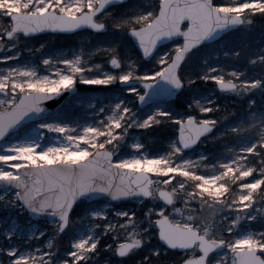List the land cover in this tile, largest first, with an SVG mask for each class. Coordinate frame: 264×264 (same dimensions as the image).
I'll return each instance as SVG.
<instances>
[{
  "label": "snow or ice",
  "instance_id": "snow-or-ice-1",
  "mask_svg": "<svg viewBox=\"0 0 264 264\" xmlns=\"http://www.w3.org/2000/svg\"><path fill=\"white\" fill-rule=\"evenodd\" d=\"M258 17L264 0H0V206L20 210L0 218V264H113L99 259L102 241L115 264L138 254L135 264H157L170 250L181 253L172 264H264V105L254 98H264V47L238 66L242 49L227 39ZM41 33L125 42L45 54L41 70L21 60ZM197 81L248 99L245 118L230 126L211 115L215 92L193 89L183 112L167 105ZM80 84L119 90L97 100ZM66 92L88 104L91 122L49 111L45 102ZM163 124L174 129L167 147L149 152L133 130ZM229 135L234 146L212 160L190 155ZM129 200L143 210L115 206Z\"/></svg>",
  "mask_w": 264,
  "mask_h": 264
},
{
  "label": "trees",
  "instance_id": "trees-1",
  "mask_svg": "<svg viewBox=\"0 0 264 264\" xmlns=\"http://www.w3.org/2000/svg\"><path fill=\"white\" fill-rule=\"evenodd\" d=\"M133 0L129 1L128 3L131 4ZM115 11L122 10L120 6H117ZM91 37L89 40L81 41L84 45L79 43L77 37L80 34H41L37 36L35 39L29 40L32 42L43 43L49 41L50 39H54V44H58L55 48H63V47H71L74 49H78L79 47L89 48L93 45H106L113 41H119L124 43V39L122 37H114L110 35H100V36H92L88 33H83ZM81 34V35H83ZM93 37V38H92ZM227 39L230 40L233 44L237 45L240 49H242V57L238 62V66L247 65V60L244 59V54H246L249 50H254L258 47H264V19L257 18L254 25L247 28H241L238 31L231 32L228 34ZM61 44V45H60ZM88 49V50H89ZM204 52H201L197 55L195 59L199 60ZM211 57L214 58L212 52H208ZM205 55V54H204ZM100 60L106 59V57H100ZM150 66V65H149ZM258 69H252V72H257ZM80 88L85 87L84 85L80 84ZM87 87V86H86ZM193 89L199 91L202 94H209L215 92L216 95L213 99H216V102L221 106L219 111L212 113L221 119L222 122H227L229 125H234L240 122V120L245 118V114L249 108V101L246 98H241L236 96L235 94L231 93H223L220 92L214 82H204V81H197L195 85L192 86L191 89L183 91L179 97L174 100L173 102L167 104L169 105L174 111L176 112H183L187 104L190 102L191 97L194 95ZM104 92V91H103ZM107 93V92H106ZM256 99V106L260 107L264 105V98H262L259 93H257L254 97ZM227 117V121H224V118ZM223 130V129H221ZM174 129L170 128L168 124H163L159 126H155L151 131L143 130V142L147 145V148L152 150L153 152H162L168 143V139L171 136V133ZM215 135L219 137V132H216ZM211 138V137H210ZM237 139L234 136L229 135L225 139H207L205 146L206 152L205 154L208 155L209 160H212L213 157L220 155L221 153H225V142H228V147L234 146L231 142ZM63 247V246H62ZM171 256L169 259L161 255L157 264H164L166 261H174L178 260L180 255L177 254L176 251L170 250L167 254ZM115 257V256H114ZM139 259V255L136 256ZM117 260V257H115ZM129 264V263H125ZM132 264V263H131Z\"/></svg>",
  "mask_w": 264,
  "mask_h": 264
},
{
  "label": "rangeland",
  "instance_id": "rangeland-1",
  "mask_svg": "<svg viewBox=\"0 0 264 264\" xmlns=\"http://www.w3.org/2000/svg\"><path fill=\"white\" fill-rule=\"evenodd\" d=\"M84 36H87V40L91 39V37H89L86 34H83V35L80 34L77 37V39H78L79 43H81L82 45H84L81 42V41L85 40V39H83ZM94 37H96V36H94ZM43 43L46 44L45 49H43L42 51L35 52L34 55H33V53H30L28 51V48L31 47V48H34V49H38L40 43H37L36 44L35 42L28 41L27 44L22 45L21 46V50H22L21 60L23 61V60H26V59H34L36 61V63L40 64L41 70H43L44 66L41 63V61H42V58H43V56L45 54L55 55L58 52L68 53L70 50H78L80 48L79 47L78 49H74V48H71V47H66V48L65 47H63V48L59 47V48H55L54 49V47L58 46V44H54V39H50L49 41H46V42H43ZM96 46H102V45H96ZM88 49L89 48H85V51H90L91 50V49H89V50ZM0 54H3V53L0 52ZM204 54H203V56H204ZM207 55L208 56H211L208 52H207ZM100 57L101 56L94 57V59L96 60V62L99 63V62L102 61V60H100L101 59ZM104 60H106V59H104ZM8 63H11V62L9 61ZM0 66H3V65H0ZM84 86L85 87L79 89V95L80 96H83V97L95 98L97 100H103V98L106 95L115 94L119 90V85H113V86L84 85ZM62 109L67 111L70 120H73V121H77V122H80V123H84V122H91L94 119L93 111H92V109H90L88 107V104L87 103L81 104L80 101H79V98L76 97V96H74V95L71 96V97H69L62 104V106H60L59 108H57L56 110H54L52 113L60 112ZM133 132L136 135H138V137L143 141V136H142V135H144L143 130H141V129H134ZM57 135H61L62 136L63 134H56V133H53V132H46V137H47L48 140H52V138L55 137V136H57ZM216 137H217V135H216ZM209 139H213V137H211ZM205 144H206V141H204L201 145H199L194 150L193 153H190V155H192V158L193 159H195L196 158V155H198V154H201V153L205 154V152H206V149H205V146H204ZM146 147H147V145H146ZM148 151L149 152H152V153H157V152H153L150 149H148ZM115 206H117V207H121V206L127 207V208H130V209H134V210H136L138 212H141L143 210L142 205L140 204V202L139 201H135V200H129V201H126L122 205L121 204H117ZM19 211H20L19 209H15V208H4V207L0 206V218H5V217L12 218V217H16L17 216V213H19ZM76 215H82V211L78 209ZM30 219L32 220V222L34 224H37L42 229L43 228H47V229H49V232L51 231L52 224H51L50 221L34 220V219H32L26 213H21L19 215V221L21 223H24V222H26V221H28ZM73 219H75V216H73ZM258 226L259 225H257V227ZM71 236H72V233L69 232L67 235H63L62 237L59 238V240H58V247L61 249V254H63V250H65V249H67V248L70 247V238H71ZM105 239H107V238H105ZM177 254L178 255H181L180 252H177ZM163 256L164 257H167V259H169L171 257L169 255H166V256L163 255ZM99 259H100L101 262L104 261L105 259H111L113 261V264H115V262L117 261L115 259V257L111 253H109L108 251H106V250L103 249V241L101 243V256H100ZM135 260H137L136 256L131 257V258H128V259H125V260H122V261H120V264H125V263L135 264ZM164 264H172V263H171V261H169V262L166 261V263H164Z\"/></svg>",
  "mask_w": 264,
  "mask_h": 264
},
{
  "label": "water",
  "instance_id": "water-1",
  "mask_svg": "<svg viewBox=\"0 0 264 264\" xmlns=\"http://www.w3.org/2000/svg\"><path fill=\"white\" fill-rule=\"evenodd\" d=\"M41 34H44V33H41ZM64 34H72V33H64ZM38 35H40V34H38ZM180 93H182V92H180ZM180 93H178L177 95L169 98L167 100V103L170 102L173 99H176ZM72 95L73 94L66 92V93L62 94L61 97H56L53 100L46 101L45 102V105L48 107V109H49L50 112H53L54 110H56L57 108H59L66 101V99L68 97H70ZM33 219H39V218H33Z\"/></svg>",
  "mask_w": 264,
  "mask_h": 264
}]
</instances>
